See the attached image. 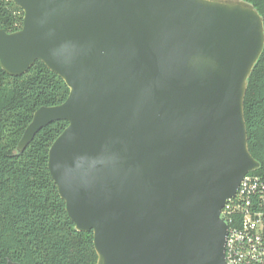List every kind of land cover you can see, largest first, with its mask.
<instances>
[{
	"label": "water",
	"instance_id": "95a60500",
	"mask_svg": "<svg viewBox=\"0 0 264 264\" xmlns=\"http://www.w3.org/2000/svg\"><path fill=\"white\" fill-rule=\"evenodd\" d=\"M21 29H0V68L42 63L67 86L39 108L22 153L67 126L47 169L95 264H226L220 218L259 169L244 98L264 20L244 0H11ZM6 264H18L7 261Z\"/></svg>",
	"mask_w": 264,
	"mask_h": 264
},
{
	"label": "trees",
	"instance_id": "16d2710c",
	"mask_svg": "<svg viewBox=\"0 0 264 264\" xmlns=\"http://www.w3.org/2000/svg\"><path fill=\"white\" fill-rule=\"evenodd\" d=\"M264 20V0H244ZM23 13L11 0H0V29H21ZM69 90L36 62L12 77L0 68V264H95L92 234L80 233L68 218L47 169L48 150L67 124L40 130L20 154L17 144L42 107L61 105ZM247 146L264 178V49L248 80L244 98Z\"/></svg>",
	"mask_w": 264,
	"mask_h": 264
},
{
	"label": "built area",
	"instance_id": "2783aa9c",
	"mask_svg": "<svg viewBox=\"0 0 264 264\" xmlns=\"http://www.w3.org/2000/svg\"><path fill=\"white\" fill-rule=\"evenodd\" d=\"M220 218L227 226L225 263L264 264V178L245 175Z\"/></svg>",
	"mask_w": 264,
	"mask_h": 264
}]
</instances>
